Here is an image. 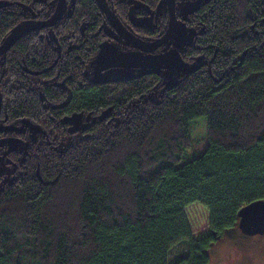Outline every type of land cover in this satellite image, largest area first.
Returning a JSON list of instances; mask_svg holds the SVG:
<instances>
[{"label":"trees","instance_id":"trees-1","mask_svg":"<svg viewBox=\"0 0 264 264\" xmlns=\"http://www.w3.org/2000/svg\"><path fill=\"white\" fill-rule=\"evenodd\" d=\"M106 1L144 39L169 24L166 0ZM134 1L150 7L134 9L142 20L130 18ZM58 4L0 0V44ZM68 4L0 56V264H209L242 207L264 199V0H196L180 55L197 66L168 86L156 71L92 80L88 64L119 35L97 0ZM77 112L95 118L71 130ZM200 116L209 144L182 162ZM27 120L43 129L36 140L1 143L24 138L8 128Z\"/></svg>","mask_w":264,"mask_h":264},{"label":"rangeland","instance_id":"rangeland-1","mask_svg":"<svg viewBox=\"0 0 264 264\" xmlns=\"http://www.w3.org/2000/svg\"><path fill=\"white\" fill-rule=\"evenodd\" d=\"M195 1L185 0L177 5L179 12H187ZM146 23L150 22L147 21ZM178 33L174 40L166 43L160 49L152 51V53H146L136 47L128 46L120 36L107 39L101 44V50L94 60L88 64L86 72L94 81H109V79L137 77L144 73L156 71L160 74L163 85L176 84L197 66L196 64L185 63L180 55L187 42L191 39L192 32L185 24L180 22ZM147 40H149V37H147ZM152 96L157 97L158 91L155 90ZM102 115H105V112ZM94 118L95 116L91 114L86 115L82 112H77L67 116L65 120L70 123L71 130H77V128L83 127V125ZM192 121L190 132L193 144L185 153L186 156L182 162L196 157L209 144L207 118L200 116ZM1 126L3 124L0 122ZM8 129L19 133L26 131L27 134L24 138L23 136L11 135V137L1 140V143L6 144L9 149L16 148L21 151L43 132L42 128L28 120L23 121L21 125H11ZM6 170L7 166L1 157L0 172ZM204 228L205 223L201 221L200 230ZM245 237L248 236L243 234L239 225L228 229L226 234L210 248L209 264H264V236L260 234L249 236L250 238ZM249 239L251 241H246ZM185 250V245L176 246L171 254L172 259L182 256Z\"/></svg>","mask_w":264,"mask_h":264},{"label":"water","instance_id":"water-1","mask_svg":"<svg viewBox=\"0 0 264 264\" xmlns=\"http://www.w3.org/2000/svg\"><path fill=\"white\" fill-rule=\"evenodd\" d=\"M178 0H166L167 10L169 11L168 26L163 32L162 36L155 40H147L139 37L132 32L127 26L121 21L118 15L114 13L106 0H97L104 14L107 15L109 24L113 27L116 35H119L126 44L136 47L138 50L152 53L163 47L168 42H171L178 36L180 21L177 10ZM58 10L47 19L29 18L27 21L20 23L13 31L9 33L5 41L0 44V56L6 54L8 50L18 42V39L28 34L29 32L39 30L42 28H49L57 24L63 18V15L67 12L69 4L68 0H59ZM197 5V4H196ZM2 6V5H1ZM139 7H145L150 11V7L144 3L134 1V4L130 7L128 13L132 21L142 20V17H137L134 14V9ZM194 12V7L191 8ZM151 18L154 17L155 12L151 11ZM3 96L0 89V116L2 113ZM39 177L41 173L39 168L37 170ZM239 228L246 235L264 234V199H259L248 203L243 206L239 211Z\"/></svg>","mask_w":264,"mask_h":264},{"label":"flooded vegetation","instance_id":"flooded-vegetation-1","mask_svg":"<svg viewBox=\"0 0 264 264\" xmlns=\"http://www.w3.org/2000/svg\"><path fill=\"white\" fill-rule=\"evenodd\" d=\"M177 8H178V6H177ZM185 13H186V12H184V13H181V12H180V13H179V14H180V15H179V16H180V17H179V21H180V20H183V19L185 18ZM183 15H184V16H183ZM137 17H142V18H143V16H137ZM242 232H243V231H242ZM243 234L246 235L245 233H243ZM260 234H261V233H260ZM260 234H256V235H260ZM261 235L264 236V234H261ZM246 236L249 237V236H254V235H250V234H249V235H246ZM248 237H245V238H248ZM249 238H250V237H249ZM246 241H251V239L246 240Z\"/></svg>","mask_w":264,"mask_h":264}]
</instances>
